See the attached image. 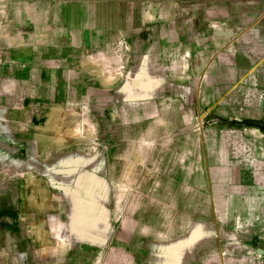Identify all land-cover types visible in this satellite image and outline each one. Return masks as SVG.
<instances>
[{"label": "crops", "instance_id": "crops-1", "mask_svg": "<svg viewBox=\"0 0 264 264\" xmlns=\"http://www.w3.org/2000/svg\"><path fill=\"white\" fill-rule=\"evenodd\" d=\"M2 91L110 125L76 264H264V0H0Z\"/></svg>", "mask_w": 264, "mask_h": 264}, {"label": "rangeland", "instance_id": "rangeland-1", "mask_svg": "<svg viewBox=\"0 0 264 264\" xmlns=\"http://www.w3.org/2000/svg\"><path fill=\"white\" fill-rule=\"evenodd\" d=\"M81 102L67 105L55 125L38 121L46 108L0 92V264H76L101 256L93 241L109 236L89 232L95 212L107 211L103 200L112 187L88 161L103 156L81 152L103 151L113 140L99 108Z\"/></svg>", "mask_w": 264, "mask_h": 264}, {"label": "trees", "instance_id": "trees-1", "mask_svg": "<svg viewBox=\"0 0 264 264\" xmlns=\"http://www.w3.org/2000/svg\"><path fill=\"white\" fill-rule=\"evenodd\" d=\"M256 127H259L263 132H264V124L263 123H255V124H252Z\"/></svg>", "mask_w": 264, "mask_h": 264}, {"label": "water", "instance_id": "water-1", "mask_svg": "<svg viewBox=\"0 0 264 264\" xmlns=\"http://www.w3.org/2000/svg\"><path fill=\"white\" fill-rule=\"evenodd\" d=\"M236 120H238V119H236ZM259 251L264 253V250H259Z\"/></svg>", "mask_w": 264, "mask_h": 264}]
</instances>
